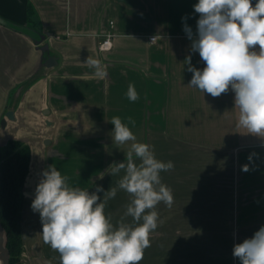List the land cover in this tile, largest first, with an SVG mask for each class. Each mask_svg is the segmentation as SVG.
Returning a JSON list of instances; mask_svg holds the SVG:
<instances>
[{
  "label": "crops",
  "instance_id": "crops-1",
  "mask_svg": "<svg viewBox=\"0 0 264 264\" xmlns=\"http://www.w3.org/2000/svg\"><path fill=\"white\" fill-rule=\"evenodd\" d=\"M197 2L0 0V140L31 148L22 264H60L31 209L44 169L54 165L71 186L89 191L117 186L123 173L99 179L128 148L113 144V116L134 120L128 126L137 141L175 165L161 173L174 203L157 206L158 227L140 264H240L233 245L264 225V139L236 126L231 90L213 98L188 86L186 58L204 67L183 30L186 23L195 34ZM108 34L112 47L100 51ZM88 56L106 65L104 78L84 63ZM129 84L139 94L135 102L127 98ZM130 199L118 189L107 201L114 225Z\"/></svg>",
  "mask_w": 264,
  "mask_h": 264
},
{
  "label": "clouds",
  "instance_id": "clouds-1",
  "mask_svg": "<svg viewBox=\"0 0 264 264\" xmlns=\"http://www.w3.org/2000/svg\"><path fill=\"white\" fill-rule=\"evenodd\" d=\"M193 9L199 16L196 32L186 23L183 30L191 41V52L199 53L204 67L197 69L191 65V56L186 58L187 71L192 73L188 86L213 98L231 90L238 109L236 126L264 139V0L254 5L252 0H198ZM84 63L96 77L107 75L100 59L88 56ZM127 98L139 99L132 84ZM109 122L114 126L113 144L128 145L124 161L112 163L99 175L102 180L105 175L123 173L116 187L105 191L95 185L89 191L71 186L54 165L42 171L35 187L31 209L40 216L39 235L59 254L60 264H140L151 247L150 234L158 227L157 206L163 202L171 208L174 203L173 190L162 182L161 173L175 165L157 159L150 145L137 141L128 126L135 125L131 118L127 124L120 116ZM118 189L131 199L114 225L105 207ZM128 217L131 223L125 222ZM232 255L240 264H264V225L235 243Z\"/></svg>",
  "mask_w": 264,
  "mask_h": 264
},
{
  "label": "trees",
  "instance_id": "trees-1",
  "mask_svg": "<svg viewBox=\"0 0 264 264\" xmlns=\"http://www.w3.org/2000/svg\"><path fill=\"white\" fill-rule=\"evenodd\" d=\"M30 161L31 148L26 142L10 138L0 145V221L5 229V245L10 252L9 264H22V210Z\"/></svg>",
  "mask_w": 264,
  "mask_h": 264
},
{
  "label": "water",
  "instance_id": "water-1",
  "mask_svg": "<svg viewBox=\"0 0 264 264\" xmlns=\"http://www.w3.org/2000/svg\"><path fill=\"white\" fill-rule=\"evenodd\" d=\"M54 64H55L54 57L49 56L47 60V65L53 66ZM7 116L9 118L13 117L11 112L7 113ZM5 122H6L5 118L1 120L2 125H4ZM0 178H1V164H0ZM0 185H1V180H0ZM9 260H10V252L5 245V229L0 221V264H9Z\"/></svg>",
  "mask_w": 264,
  "mask_h": 264
},
{
  "label": "built area",
  "instance_id": "built-area-1",
  "mask_svg": "<svg viewBox=\"0 0 264 264\" xmlns=\"http://www.w3.org/2000/svg\"><path fill=\"white\" fill-rule=\"evenodd\" d=\"M152 40L153 37H151ZM112 47V40H111V34H108L106 38L99 44L100 51H106L109 50Z\"/></svg>",
  "mask_w": 264,
  "mask_h": 264
},
{
  "label": "rangeland",
  "instance_id": "rangeland-1",
  "mask_svg": "<svg viewBox=\"0 0 264 264\" xmlns=\"http://www.w3.org/2000/svg\"><path fill=\"white\" fill-rule=\"evenodd\" d=\"M4 144H5V143H4L3 141L0 140V145H4ZM21 261H22V259H21Z\"/></svg>",
  "mask_w": 264,
  "mask_h": 264
}]
</instances>
